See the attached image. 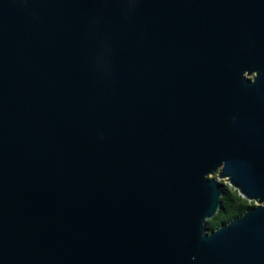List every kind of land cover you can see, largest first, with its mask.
<instances>
[{
    "label": "water",
    "instance_id": "95a60500",
    "mask_svg": "<svg viewBox=\"0 0 264 264\" xmlns=\"http://www.w3.org/2000/svg\"><path fill=\"white\" fill-rule=\"evenodd\" d=\"M0 264H264V0H0Z\"/></svg>",
    "mask_w": 264,
    "mask_h": 264
},
{
    "label": "trees",
    "instance_id": "16d2710c",
    "mask_svg": "<svg viewBox=\"0 0 264 264\" xmlns=\"http://www.w3.org/2000/svg\"><path fill=\"white\" fill-rule=\"evenodd\" d=\"M223 192L224 196L222 197V210L216 216V218L209 221L211 227L217 228V226L233 220L234 218L243 214L244 211L255 205L252 202L246 201L239 195L237 190L231 188L230 185H225Z\"/></svg>",
    "mask_w": 264,
    "mask_h": 264
},
{
    "label": "rangeland",
    "instance_id": "374dc122",
    "mask_svg": "<svg viewBox=\"0 0 264 264\" xmlns=\"http://www.w3.org/2000/svg\"><path fill=\"white\" fill-rule=\"evenodd\" d=\"M215 177H216V175H214L212 178H215ZM221 183L225 184V185H228V183L225 180H222ZM252 203L255 204L254 202H252Z\"/></svg>",
    "mask_w": 264,
    "mask_h": 264
}]
</instances>
